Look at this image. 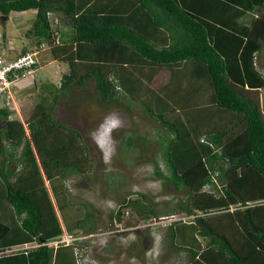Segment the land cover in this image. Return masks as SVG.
I'll use <instances>...</instances> for the list:
<instances>
[{
    "label": "trees",
    "instance_id": "16d2710c",
    "mask_svg": "<svg viewBox=\"0 0 264 264\" xmlns=\"http://www.w3.org/2000/svg\"><path fill=\"white\" fill-rule=\"evenodd\" d=\"M30 9L28 48L20 52L45 42L66 71L59 84L36 73L29 89L38 100L21 118L0 109V264H54L57 251L71 247L3 252L62 234L56 210L62 198L68 205L67 177L86 173L92 160L80 129L53 111L68 90L89 81L110 111L133 101L163 127L167 173L154 161V174L187 192L163 211L144 204L143 194L136 203L126 199L115 220L130 207L147 221L183 212L191 219L166 229L172 253L185 252L178 264H264V122L254 100L237 90H264V0H0L6 18ZM164 69L169 78L153 87ZM54 131L59 139L49 146ZM128 135L127 149L135 143Z\"/></svg>",
    "mask_w": 264,
    "mask_h": 264
},
{
    "label": "rangeland",
    "instance_id": "374dc122",
    "mask_svg": "<svg viewBox=\"0 0 264 264\" xmlns=\"http://www.w3.org/2000/svg\"><path fill=\"white\" fill-rule=\"evenodd\" d=\"M33 19V10L12 12L8 16V20L0 18V32L6 34L8 47H14L27 41L24 34L31 26ZM0 55H4L1 50ZM263 57L264 51L260 59L258 57V64L261 67L264 65ZM37 60L39 63L38 80L48 78L59 84L65 64L53 60L47 49L38 52ZM168 76L169 72L165 69L162 70L153 79L151 85L153 87L162 85ZM66 93L68 94L66 98L60 97L61 101L55 107L54 116L63 124L80 129L83 140L89 146V157L92 162L86 173L70 174L67 177L68 205L65 207L62 198V202L59 201L62 206L58 212L62 214V223L65 228L71 231H67L69 234L74 236L95 234L83 243H79L83 248L84 255L88 260H91L87 263H96L99 260L98 251L102 247L101 242H105L108 236L110 239L104 252L113 253L115 257L119 256L115 253L116 250L125 249L127 253L136 252L137 257L134 261L132 260L134 264H178L185 261V252L180 251L178 256L172 253L170 237L167 239L166 229L172 221H187L191 219V216H187L183 212H174V214L152 218L149 220L153 222L151 226L142 228L139 230V234H131L136 238L126 235L125 238H122L124 233L118 234L116 230L120 227L135 225L138 221L140 224L147 221L138 217L136 209L130 207L131 211L129 210L128 215L124 214L123 223L119 227L115 226L113 218L114 211L119 204L126 199V202L130 203L136 200L134 202L136 203L139 201L140 194L145 195L148 200H141L144 204L151 202L156 209L161 211L168 206L167 204L171 205L177 200H186L187 192L184 189H176L173 185L166 184L163 178L154 174V161L158 162L159 168L164 173H167L161 161L162 154L159 146V135L162 134L163 127L151 119L142 110L140 104L133 101H130L129 109L120 104L110 111L111 108H107L110 105L101 104L92 81H89L83 88L71 89ZM37 100V93L30 90L29 85L18 89L15 98L16 111H10L12 118L22 117L24 108L29 107ZM261 109L264 111V105ZM110 113L118 115L122 122L121 126L111 133L100 127L104 118ZM100 129L102 133L98 135ZM26 132L28 133V130ZM54 132L49 133L46 138L49 146L55 144L59 139L57 132ZM128 134L133 135L135 143L134 146L127 149V140L124 142L123 139L124 136H129ZM138 136L141 137V140L136 142ZM1 144L0 134V147ZM57 195L60 199L61 196ZM77 220H79V225L74 224ZM71 227L75 230L72 231ZM110 232L112 234L108 235ZM116 234L118 235L114 236ZM71 248L68 247L65 250L71 251ZM66 255L68 256L69 252Z\"/></svg>",
    "mask_w": 264,
    "mask_h": 264
},
{
    "label": "built area",
    "instance_id": "2783aa9c",
    "mask_svg": "<svg viewBox=\"0 0 264 264\" xmlns=\"http://www.w3.org/2000/svg\"><path fill=\"white\" fill-rule=\"evenodd\" d=\"M52 25L53 29L55 30L57 27V19L53 20ZM46 47V43L43 42L40 45V48L31 46L24 53L16 52L14 54H8L5 52L4 55H0V109L7 108L9 111L16 110V91L32 83L39 68L37 54ZM143 224L138 225V227L151 226L153 222L147 221ZM93 236L94 235L91 234L84 236H74L65 232L48 241L27 244L22 247L19 246L10 249H4L3 252H12L17 249L35 247L41 244L51 247H57L59 245H71L75 264H86L91 260H88L87 256L84 255L83 248H81L79 243H83L85 240H87V238Z\"/></svg>",
    "mask_w": 264,
    "mask_h": 264
},
{
    "label": "crops",
    "instance_id": "0c3cea01",
    "mask_svg": "<svg viewBox=\"0 0 264 264\" xmlns=\"http://www.w3.org/2000/svg\"><path fill=\"white\" fill-rule=\"evenodd\" d=\"M30 10H33L34 11V15H35V10L34 9H30ZM55 15L58 16L59 19L60 18H64V14L62 12L57 13ZM6 19L8 20V18H6ZM1 33L2 32H0V37H1L0 50L2 52H4V53L7 52L8 54H14L16 52H20L25 46H27V48H28V45H27L29 43L28 39H27L26 42H21L18 45H15L14 47H8L7 40H6V34L3 37V36H1ZM263 51H264V42H262L261 51L259 53V59L262 56V52ZM62 64H64V63H62ZM262 68L264 69V65L262 66ZM63 71H66V65H65V69ZM237 90L241 94H244V95L250 97L252 100H254V102L256 103V105H257V107L259 109V112H260V115H261V117L263 119V122H264V111H261L262 110L261 108L264 105V97H263V91L264 90H261L259 88H248V87H238ZM15 98H16V96H15ZM15 104H16V101H15ZM54 111H53V113H54ZM8 112H9L8 113L9 115L7 117L10 119V118H12V114L10 113V111H8ZM19 118H21V117L19 116ZM1 128H3V124L0 125V129ZM2 142H3V140H2ZM56 214L58 215V217L60 219L61 228L63 229L62 233H65V232L68 233L67 232L68 230L65 228L64 224L62 223L60 214H59V212L57 210H56ZM113 218L115 219L114 215H113ZM114 222H115L114 224H115L116 227H119L123 223L122 220L121 221L114 220ZM138 225H140V223H137L135 225H129V227H124V228L120 227V228H117L116 230H117L118 234L124 233V235H123L124 237L122 236V238H125L126 236H130V237H135L136 238V236H133L131 234H135V233L139 234V232H140L139 230H142V228H145V227H138ZM89 234L94 235L93 233H89ZM110 234H112V232H110L108 235H110ZM118 234H116L114 236H117ZM107 239L105 240V242H103V241L101 242V246L102 247H100V250L98 251L99 252L98 253V259L100 261L97 259L98 261H96V263H87V264H134L133 261L137 257L136 252L127 253V251H125V249L124 250H116L115 253L119 254L118 257H115L113 255V253H110L108 251L104 252L105 247L107 246V243H108L110 237L108 236ZM62 246H66V245H62ZM63 249L64 248L61 247V249H59L57 251V253H56L55 257H54V264H75L72 254L69 251H66V250H63ZM68 252H69V255L67 256L66 253H68ZM114 258H115V261H114Z\"/></svg>",
    "mask_w": 264,
    "mask_h": 264
},
{
    "label": "clouds",
    "instance_id": "9594fccd",
    "mask_svg": "<svg viewBox=\"0 0 264 264\" xmlns=\"http://www.w3.org/2000/svg\"><path fill=\"white\" fill-rule=\"evenodd\" d=\"M121 123L122 122H121L120 118L118 117V115H116L114 113H110L104 118V120L102 121L100 127L105 128L109 133H111L112 131L117 129L119 126H121ZM101 133H102V130L100 129V132L98 133V135L101 134ZM98 135H97V137H98ZM66 246H68V245H66ZM69 246H71V245H69ZM85 246L87 247V245H85Z\"/></svg>",
    "mask_w": 264,
    "mask_h": 264
},
{
    "label": "water",
    "instance_id": "95a60500",
    "mask_svg": "<svg viewBox=\"0 0 264 264\" xmlns=\"http://www.w3.org/2000/svg\"><path fill=\"white\" fill-rule=\"evenodd\" d=\"M0 18H2V19H6V16L3 15V16H0ZM7 18H8V17H7Z\"/></svg>",
    "mask_w": 264,
    "mask_h": 264
}]
</instances>
